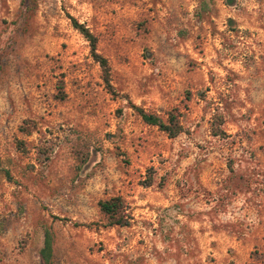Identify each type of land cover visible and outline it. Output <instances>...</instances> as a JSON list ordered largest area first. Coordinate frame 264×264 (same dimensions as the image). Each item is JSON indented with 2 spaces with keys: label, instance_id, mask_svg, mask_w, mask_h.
Here are the masks:
<instances>
[{
  "label": "rangeland",
  "instance_id": "obj_1",
  "mask_svg": "<svg viewBox=\"0 0 264 264\" xmlns=\"http://www.w3.org/2000/svg\"><path fill=\"white\" fill-rule=\"evenodd\" d=\"M46 231L52 264H264V0H0V264Z\"/></svg>",
  "mask_w": 264,
  "mask_h": 264
},
{
  "label": "trees",
  "instance_id": "obj_2",
  "mask_svg": "<svg viewBox=\"0 0 264 264\" xmlns=\"http://www.w3.org/2000/svg\"><path fill=\"white\" fill-rule=\"evenodd\" d=\"M68 18L71 22L72 27L88 42L90 55L92 59L96 63H98L99 67L101 68L103 83L105 87L109 90V92L112 93L113 88L110 80V70L108 62L106 58H104L97 52V38L88 30V28H86V26L78 23L75 18L71 16H69ZM131 107L135 110V112L145 124L157 127L160 131L167 134L169 138H174L179 133H181V127L179 126L178 122L172 114H168L167 119L163 120L156 114L147 113L136 106ZM220 121L221 120H216V126L214 130L215 133L219 131L218 127L220 125ZM98 205L101 213H103L111 220V225L127 226V223L124 221V219L120 217V213L123 208L119 198L115 197L106 201H101ZM40 255L43 264H52V238L50 233L47 231L44 233L43 247L40 250Z\"/></svg>",
  "mask_w": 264,
  "mask_h": 264
}]
</instances>
